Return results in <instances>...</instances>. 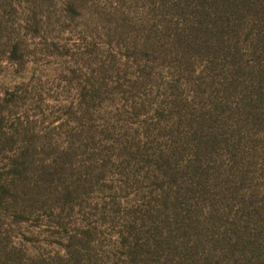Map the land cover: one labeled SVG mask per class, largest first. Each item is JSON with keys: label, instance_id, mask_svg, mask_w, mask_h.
<instances>
[{"label": "rangeland", "instance_id": "374dc122", "mask_svg": "<svg viewBox=\"0 0 264 264\" xmlns=\"http://www.w3.org/2000/svg\"><path fill=\"white\" fill-rule=\"evenodd\" d=\"M0 264H264V0H0Z\"/></svg>", "mask_w": 264, "mask_h": 264}]
</instances>
